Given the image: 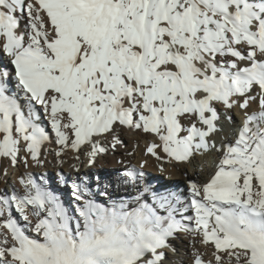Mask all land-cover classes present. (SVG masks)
<instances>
[{"label": "snow or ice", "instance_id": "snow-or-ice-1", "mask_svg": "<svg viewBox=\"0 0 264 264\" xmlns=\"http://www.w3.org/2000/svg\"><path fill=\"white\" fill-rule=\"evenodd\" d=\"M124 132L213 171L185 196L142 161L118 199L78 175L68 204L22 175L0 189V264H169L182 233L189 264H264V0H0V159L41 167L55 144L92 168Z\"/></svg>", "mask_w": 264, "mask_h": 264}, {"label": "bare ground", "instance_id": "bare-ground-1", "mask_svg": "<svg viewBox=\"0 0 264 264\" xmlns=\"http://www.w3.org/2000/svg\"><path fill=\"white\" fill-rule=\"evenodd\" d=\"M121 139L124 142V147L98 159L95 167L92 168L87 165L84 154H81L80 159L76 160L75 153L68 151L62 157L57 158L55 156V144L47 146L49 151L42 157L44 164L41 167L31 166L25 168L23 164H18L14 168L7 160L0 159V189H6L10 186L19 189L18 180L20 176L32 173L37 182H41V177L46 178L50 189L60 195L63 201L68 204L71 203L70 186L78 175L82 178L91 177L94 190L95 176H100L101 178H111L113 180V187L110 191L114 192L113 198L118 199L120 196H126L127 193L124 186L115 183L117 172L122 171L126 166H139L142 161H147L143 169L147 183L158 190L169 189L187 196L189 180L204 182L208 178V174L213 171L214 154L206 157L197 156L191 162L183 163L170 162L167 158L157 161L154 157L145 155L146 142L151 141L152 137L145 138L133 135L130 132H124L121 134ZM128 152H133L134 155L129 156L127 155ZM98 167L110 168L111 172L99 171ZM13 168L16 169L14 174L12 173ZM76 169H79V171L77 172ZM5 171L7 172L6 177L3 174ZM60 175L64 177L67 186L61 183ZM188 237L186 235L184 239ZM184 239L179 237L171 241L176 253L173 254L169 251V264H181V261L184 264H189V254L192 248L182 241ZM191 241L192 237H190ZM178 249H181L184 255H179Z\"/></svg>", "mask_w": 264, "mask_h": 264}, {"label": "rangeland", "instance_id": "rangeland-1", "mask_svg": "<svg viewBox=\"0 0 264 264\" xmlns=\"http://www.w3.org/2000/svg\"><path fill=\"white\" fill-rule=\"evenodd\" d=\"M15 168V167H14ZM12 169V173L14 174L15 173V171H16V169ZM99 171H102V172H111V169L110 168H105V167H98L97 168ZM5 173V172H4ZM3 173V174H4ZM5 175V174H4ZM179 237H182V239H184L185 237H186V235L185 234H180L179 235ZM188 237V236H187ZM184 243H186V244H188L189 246H191V242H190V237H188V238H186V239H184V240H182ZM182 250L181 249H178V254L179 255H184L183 254V251L181 252Z\"/></svg>", "mask_w": 264, "mask_h": 264}]
</instances>
